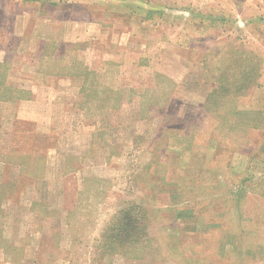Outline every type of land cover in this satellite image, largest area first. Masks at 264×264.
I'll return each instance as SVG.
<instances>
[{
	"label": "rangeland",
	"instance_id": "1",
	"mask_svg": "<svg viewBox=\"0 0 264 264\" xmlns=\"http://www.w3.org/2000/svg\"><path fill=\"white\" fill-rule=\"evenodd\" d=\"M0 264H264V0H0Z\"/></svg>",
	"mask_w": 264,
	"mask_h": 264
},
{
	"label": "trees",
	"instance_id": "2",
	"mask_svg": "<svg viewBox=\"0 0 264 264\" xmlns=\"http://www.w3.org/2000/svg\"><path fill=\"white\" fill-rule=\"evenodd\" d=\"M247 67L242 69L243 72L241 76H244L242 78H246V76L248 75ZM250 70H252V67L250 68ZM230 83L234 85L235 91L240 90L243 87V82H239V80ZM228 84L229 83L227 79L221 78L219 80L218 87L219 85H221L220 88H222L228 86ZM209 98L211 99L213 98V96ZM139 214H141V209L140 212L137 211V215ZM139 222H141L140 218H135L132 215L129 216V212L123 209L122 211L118 212L116 221L113 222L112 225H109L106 229L107 232L103 234L104 241H106L109 247L118 246L119 249H127L131 246L136 247L138 244L142 243L141 237H143V233L146 229L145 227L140 225Z\"/></svg>",
	"mask_w": 264,
	"mask_h": 264
}]
</instances>
